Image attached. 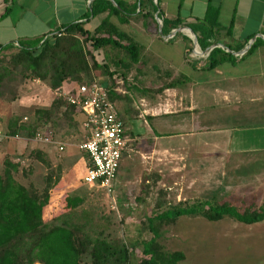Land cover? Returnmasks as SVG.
<instances>
[{
    "label": "crops",
    "instance_id": "0c3cea01",
    "mask_svg": "<svg viewBox=\"0 0 264 264\" xmlns=\"http://www.w3.org/2000/svg\"><path fill=\"white\" fill-rule=\"evenodd\" d=\"M90 1L0 0V45L47 36L75 22L91 31L103 14L87 15ZM120 1L128 7L129 17L122 23L115 15H111L109 20L131 39L134 44L131 50L135 56L131 58L118 48H99L98 50L103 51L102 62L113 75L106 77L102 72L97 74L102 78L99 81L111 85L110 88L118 87L124 91L110 90L113 104H118V111L114 106L115 113L122 121L125 137V147L118 165V168L122 166V171L117 180L115 175V185L112 183L116 197L126 200L125 195L132 194L129 190L140 179L145 184L153 180L154 183H159L166 174L171 173L174 177L173 185L181 183L174 193L176 203L186 200L177 197L184 183L187 188L196 189V183L201 181L205 191L198 196L193 195L196 198L194 201L209 200L212 198L211 191L204 184L206 180L207 185L211 183L215 157L219 158L221 173L232 180L244 181L248 178L247 172L262 171L264 176V0ZM210 6L217 9L216 23L212 26L205 21ZM132 8L134 11H131ZM175 20L180 22L178 27H188L195 39L197 36L209 45L200 49L197 40L194 45L189 31L174 30L177 28L172 26ZM157 31L164 34L165 40L166 37L174 38L177 33H183L185 43L191 44L185 35L187 34L192 39L191 48L194 49L193 53L197 55L199 63L191 67L185 64L187 51L184 44L170 45V50L150 49L149 45L154 42ZM255 40L259 44L251 53L241 57ZM213 44L233 56L236 53L238 55L233 62L223 61L214 68L207 69L203 53ZM243 49L245 51L241 53ZM175 51L177 57L174 58ZM156 60L163 63L162 68H169L170 71L161 75L159 69L155 70L156 66L152 65ZM183 67L189 69L188 74L180 72ZM140 68L145 73L147 69L155 70V82L160 83L156 91L161 93L157 92L148 98L141 94L138 104H131L127 97L133 94L121 87L131 84L127 82L128 77L121 74L125 70ZM115 73L119 76L116 77ZM213 76L219 77L218 82L221 85L217 89L221 100L215 109L211 88ZM143 77L139 79L143 80ZM165 77L167 81L160 80ZM118 80L122 83H117ZM169 96L173 97L170 104ZM77 115L81 114L73 113L72 119L71 116L63 117L75 123L77 121L80 127L81 120L79 121ZM47 130L46 133L51 135L50 129ZM51 138L60 142L62 149L55 148V143H46L45 150L62 151L65 142L55 136ZM59 178L67 183L65 176ZM145 184L142 185L143 190L147 186ZM150 184L152 186L153 182ZM168 188L169 186L165 189L161 182L158 187L159 194L164 196V191ZM149 194L150 191L143 194L137 192L132 197L134 196L135 201H140L139 204H147L148 198L145 196ZM259 194L249 193L246 196ZM261 196V202L256 206L264 199V189ZM123 200L119 203L121 209L126 205ZM159 204H162L161 201L156 199L154 207Z\"/></svg>",
    "mask_w": 264,
    "mask_h": 264
},
{
    "label": "rangeland",
    "instance_id": "374dc122",
    "mask_svg": "<svg viewBox=\"0 0 264 264\" xmlns=\"http://www.w3.org/2000/svg\"><path fill=\"white\" fill-rule=\"evenodd\" d=\"M185 35L190 39L191 44L185 43L183 33H177L174 38L166 37L165 40L164 34L157 31L155 40L150 43L149 48L170 50V45L184 44L187 51V55L185 54L187 62L185 64L191 67L199 63V59H197V55H194V49L191 48L192 39L187 34ZM182 40L184 42H181ZM83 47L84 49H91L87 44H83ZM196 48L198 49L197 46ZM93 52L98 62L104 61L102 50L97 49ZM175 53L176 51L173 53L174 58L177 57ZM175 63L179 64V62ZM152 65L156 66L155 70L159 69L161 75L170 71L169 68H162L163 63L159 60L153 62ZM111 68L113 67L111 66ZM155 70L147 69V73L141 68L124 71V76L128 77L127 82L131 85L124 84L121 87L128 93L133 94L127 97L128 103L136 102L138 104L139 95L141 94L148 98L154 96L157 92L161 93V91H156L160 83L155 82L153 76ZM142 72H144V75H142ZM180 72L188 74L189 69L183 67ZM97 74L100 75L101 70H97L94 76V79L99 82L102 78L98 77ZM115 76L118 77L119 75L115 73ZM142 76H144L143 80L153 81L144 82L139 79ZM218 79L219 77L213 76L211 84L214 109L221 100L220 94L217 92V89L221 87ZM160 80L167 81L168 79L165 77L160 78ZM12 83H17L9 88L16 94L15 97H10L9 89H4L0 96V132L7 135L10 126H13L12 123L15 121L16 125L22 124L21 117L27 115L29 117L25 121V125L34 126L35 131L45 133L48 131L47 129H50L51 135L46 134L50 137L55 136L65 143L62 151H52L50 149L45 150L46 143L35 142L30 139L31 137L26 138L21 135H18L19 138L4 137L0 139V162L5 157L17 161L21 169L18 173L19 180L24 184L27 181H33L35 185H39L46 174L65 176L67 183L65 182L64 191L71 196L80 197L81 201L55 221L47 223L79 224L82 232L92 240L99 238L108 242H122L130 250V264H138L142 258L141 242L151 236L146 219L176 203L174 193L181 186V183L180 185H173L174 177L171 173L166 174L161 182H163L165 189H167V186L169 188L164 191L165 194L162 196L158 192L161 182L154 183L153 180L145 184L144 180L140 179L138 182H134L135 187L129 190V193L138 192L143 194L150 191V194L145 196V198H148V203L139 204L140 201H135L132 194L125 195L126 200H122L126 205L121 209L119 203L122 200L116 197L115 189L111 193L114 200L113 204L110 197H107L101 189L87 186L81 180L87 161L86 153L77 148V144L83 139L81 125L79 127L77 121L75 123L66 120L58 110L52 112L48 119L41 113H34L36 108L48 107L52 98L55 97L46 82L19 79V82L13 81ZM62 88L70 89L72 87L70 83H64ZM172 98V96L168 97L169 104L172 103ZM114 106L118 111V104L116 103ZM77 117L79 121L82 119L81 115H77ZM31 150L39 151L41 159L30 156ZM218 162V157L213 158L211 183L207 185L206 180V184H204L208 188L207 190L211 191L212 198L216 200L227 199L240 208L258 205L259 201L261 202L264 189V187H261L264 184L262 171H260L261 173L258 171L254 173L245 172L248 178L244 181L232 180L221 173L222 169ZM170 164L169 162L168 165ZM21 171L24 173L23 176L20 175ZM120 171H122V166L118 168L115 180L120 177ZM152 182L153 185L151 186L150 183ZM113 184L115 185L114 182ZM144 184L147 186L143 190L142 185ZM196 184V189H189L186 187L187 184L184 183L177 197H180V200L185 198L194 201L196 198L193 195L198 196V194L205 191L203 181ZM258 192L260 193L259 196H246L249 193L256 194ZM143 197L144 195H142V199ZM156 199L161 201L162 204L154 207ZM158 234L157 241L164 251H179L182 253L183 257L177 264H264V218L258 222L245 224L230 217L208 221L200 215H182L172 223L160 224ZM82 259L83 262L88 261L87 256Z\"/></svg>",
    "mask_w": 264,
    "mask_h": 264
},
{
    "label": "trees",
    "instance_id": "16d2710c",
    "mask_svg": "<svg viewBox=\"0 0 264 264\" xmlns=\"http://www.w3.org/2000/svg\"><path fill=\"white\" fill-rule=\"evenodd\" d=\"M113 1L118 7L109 0L89 2L87 15L103 14L91 31L75 22L47 36L0 45V96L19 79L38 78L53 91L62 88L64 83H70L73 88L79 83H89L97 70L111 77L112 71L105 63L96 60L94 50L109 46L126 52L131 58L135 56L131 39L109 20L115 15L119 22H124L129 17V9L120 0ZM216 16L217 9L210 6L205 21L212 26L216 23ZM179 25L178 20L172 22L173 27ZM196 40L200 49L209 45L197 36ZM83 44L91 49H84ZM258 44L259 41L255 40L241 57L251 53ZM234 60L231 53L213 47L205 56V68ZM99 82L107 88L112 87L104 81ZM9 92L14 98L13 90L9 89ZM108 98L112 101L110 90ZM57 110L71 119L73 113H78L74 105L55 97L48 107L36 108L34 113H41L48 119ZM12 124L7 137L16 134L29 138L35 131L34 126L16 125L15 121ZM30 156L41 159L39 151L31 150ZM20 170L17 161L5 157L0 162V264H130V250L122 242L92 240L82 232L79 224L47 223L73 209L81 198L64 191L65 183L58 174H46L39 185L33 181L24 184L19 180ZM23 174L21 171L20 175ZM182 215H200L208 221L230 217L250 224L264 218V199L259 206L243 208L224 199L184 200L154 213L146 219L151 236L141 242L142 258L138 264H177L182 259L181 252H166L157 241L160 224L172 223ZM84 256L88 261L83 262Z\"/></svg>",
    "mask_w": 264,
    "mask_h": 264
},
{
    "label": "built area",
    "instance_id": "2783aa9c",
    "mask_svg": "<svg viewBox=\"0 0 264 264\" xmlns=\"http://www.w3.org/2000/svg\"><path fill=\"white\" fill-rule=\"evenodd\" d=\"M207 53L208 50H205L203 56ZM33 81L39 80L35 78ZM117 83L121 84L122 81L118 80ZM109 90L124 92L118 87L107 88L92 79L89 83H79L70 89L60 88L52 93L55 98L74 105L82 115L83 139L77 144V148L87 155L82 182L101 189L114 204L111 197L112 183L125 147V137L122 121L117 117L114 104L108 98ZM28 117L23 115L20 121L25 123ZM4 137L7 135L0 132V139ZM11 137L19 138L16 134ZM30 139L40 143H55L58 150L62 149V144L45 132L34 131Z\"/></svg>",
    "mask_w": 264,
    "mask_h": 264
},
{
    "label": "water",
    "instance_id": "95a60500",
    "mask_svg": "<svg viewBox=\"0 0 264 264\" xmlns=\"http://www.w3.org/2000/svg\"><path fill=\"white\" fill-rule=\"evenodd\" d=\"M113 5H115L116 7H118L116 4H115V2L113 1V0H109ZM175 31H184V30H187V31H189L190 33H191V35L193 36L192 37V39H193V41H194V45H195V43H196V39H195V37H194V35H193V33H192V31L188 28V27H186V26H180V27H177L176 29H174ZM174 31V32H175ZM216 46V44H213V45H210L209 47H208V49L207 50H210V49H212L213 47H215ZM245 51V49H243V51L241 52V53H243Z\"/></svg>",
    "mask_w": 264,
    "mask_h": 264
}]
</instances>
